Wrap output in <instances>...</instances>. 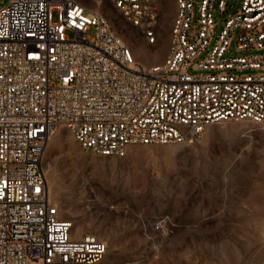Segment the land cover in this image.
Here are the masks:
<instances>
[{"label":"built area","instance_id":"obj_1","mask_svg":"<svg viewBox=\"0 0 264 264\" xmlns=\"http://www.w3.org/2000/svg\"><path fill=\"white\" fill-rule=\"evenodd\" d=\"M86 1L0 10V264H98L108 252L95 237L75 240L51 199L44 155L59 130L87 153L123 158L130 146L195 144L214 124L264 127V0H242L219 34L225 0H174L155 65ZM108 1L156 44L164 0Z\"/></svg>","mask_w":264,"mask_h":264},{"label":"rangeland","instance_id":"obj_2","mask_svg":"<svg viewBox=\"0 0 264 264\" xmlns=\"http://www.w3.org/2000/svg\"><path fill=\"white\" fill-rule=\"evenodd\" d=\"M11 1L0 0V10ZM225 1L229 12L216 13V34L242 0ZM85 5L111 22L137 61L164 62L174 0L163 2L154 45L108 0ZM44 165L52 201L74 224L73 238L108 245L98 264H264L262 126L214 124L195 144L130 146L123 158L87 153L61 129L47 144Z\"/></svg>","mask_w":264,"mask_h":264}]
</instances>
